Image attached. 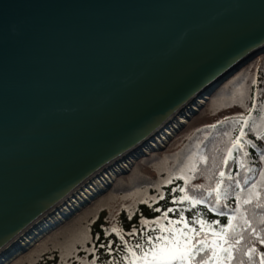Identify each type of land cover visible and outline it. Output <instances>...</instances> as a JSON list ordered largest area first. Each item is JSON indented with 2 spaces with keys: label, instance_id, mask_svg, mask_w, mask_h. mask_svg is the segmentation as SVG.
I'll use <instances>...</instances> for the list:
<instances>
[{
  "label": "water",
  "instance_id": "water-1",
  "mask_svg": "<svg viewBox=\"0 0 264 264\" xmlns=\"http://www.w3.org/2000/svg\"><path fill=\"white\" fill-rule=\"evenodd\" d=\"M263 53L264 0H0V264L115 178L15 245L78 187L134 158L117 176L129 171Z\"/></svg>",
  "mask_w": 264,
  "mask_h": 264
},
{
  "label": "trees",
  "instance_id": "trees-1",
  "mask_svg": "<svg viewBox=\"0 0 264 264\" xmlns=\"http://www.w3.org/2000/svg\"><path fill=\"white\" fill-rule=\"evenodd\" d=\"M263 55L214 91L225 89L221 97H229L233 90L228 91V84ZM258 86L255 77L241 115L209 114L216 97L202 106L166 144L172 141L171 149L176 139L184 142L174 154V169L162 182L138 176L145 159L155 158L156 151L139 157L105 192L7 264L29 262L34 253H39L36 264H145L142 254L151 259L150 247L155 251L165 242L174 247L173 241L191 252L186 264H198L202 258L206 264H264V91ZM138 186L146 187L147 198L133 208L121 207L114 224L109 223L112 196ZM82 222L88 240L65 261L52 239L67 227L80 228ZM201 247L204 253L198 251Z\"/></svg>",
  "mask_w": 264,
  "mask_h": 264
},
{
  "label": "rangeland",
  "instance_id": "rangeland-1",
  "mask_svg": "<svg viewBox=\"0 0 264 264\" xmlns=\"http://www.w3.org/2000/svg\"><path fill=\"white\" fill-rule=\"evenodd\" d=\"M257 71L259 72L257 73ZM240 74L241 75L239 77H236L234 79L235 83L228 84V89H229L228 91L233 90V93L229 95L230 98L221 97L223 93L226 92L225 89H220V90L218 89L219 91L217 92L214 91L209 95L211 99L208 102L207 99L202 105L203 107L208 106L209 102L212 101L214 97L217 98V100H213L211 106H209L210 108H213L211 111L209 110L208 107L209 114L213 115V113L216 112H220V113L223 112L224 115L223 118L228 117L229 115L243 114V108L246 106V100L247 98H249V94H250V84L252 83L255 77L256 79L258 78L259 81L258 89H262L264 91V55L261 56V58L255 59L253 63L248 68L245 67V69ZM227 82L225 83V85L227 84ZM236 84L238 85L236 88H234V85ZM214 93H217L216 96H213ZM194 115L195 114H193L191 117H193ZM194 125L195 124H193L192 126ZM182 140L183 139L180 140L176 139L171 149H169V146L172 141L167 146H164L163 148H160L158 150H154L157 153L156 157L153 159L152 158L145 159L143 166L138 171V176L142 174L147 175L148 178L154 179V183H160L164 179H166L168 174L174 169V165L177 162L175 161L176 158L174 157V154L178 150L180 144L184 143ZM170 150L172 151L171 155L168 154ZM185 168L186 165L184 164L181 166L180 169L184 171ZM147 196H148V192L146 187L144 186H138L133 190L128 191L122 195L112 196V200H110L111 205L109 206V210H110L109 223L114 224V219L117 214L116 212L119 211L121 207L125 206L129 208H133L141 199H145L147 198ZM93 211L89 213L90 216L91 213L93 214ZM80 226L81 227L78 229L77 227L74 226L67 227L62 231H60V233L57 234L54 237V239H52V241L55 244L54 247H57L59 249V252L61 253L65 261L70 260L76 254L77 252L76 248L78 245L84 246L86 241L88 240L87 227H85L83 222L81 223ZM38 256L39 253L38 254L34 253L33 258L29 262H26L24 264H36V262L38 261Z\"/></svg>",
  "mask_w": 264,
  "mask_h": 264
},
{
  "label": "bare ground",
  "instance_id": "bare-ground-1",
  "mask_svg": "<svg viewBox=\"0 0 264 264\" xmlns=\"http://www.w3.org/2000/svg\"><path fill=\"white\" fill-rule=\"evenodd\" d=\"M204 102V98L200 97L196 100L195 103L186 108L183 113L178 114L175 117V120L169 123L168 127L155 134L154 138L151 139L149 145L141 149L142 156L149 154L150 152L154 151V149L156 150L158 148L166 146L169 140L174 136L176 129L179 128L181 124L187 122L186 117L190 115V111L196 110L198 108V105H201ZM133 161L134 158L121 160L116 165H112L106 170L99 172L91 179L90 182H87L86 185L78 187L74 191L73 195H70L65 199L63 203L58 205V209L56 212L54 211L53 213L48 215L47 219L45 221H41L40 224L32 230V232L18 237L17 244L15 245H19L21 247L32 243V241L35 238H38V236H40L49 225L55 224L56 222L62 220L63 215L70 213L73 209L80 206L83 202L91 199V196H94L99 191L105 189L106 185L110 183L114 178H116L117 173L127 170ZM0 260V262H2L3 259Z\"/></svg>",
  "mask_w": 264,
  "mask_h": 264
},
{
  "label": "snow or ice",
  "instance_id": "snow-or-ice-1",
  "mask_svg": "<svg viewBox=\"0 0 264 264\" xmlns=\"http://www.w3.org/2000/svg\"><path fill=\"white\" fill-rule=\"evenodd\" d=\"M157 239H162V237H158ZM173 245L175 246L171 247L165 242L164 246L155 251L150 247L149 252H152L151 259L147 258V253L142 254L145 258V264H173L176 261L179 264H186L187 261L191 260L192 254L187 248L181 249L176 241H173ZM198 251L204 253L205 249L201 247ZM198 264H206V261L202 258L198 261Z\"/></svg>",
  "mask_w": 264,
  "mask_h": 264
}]
</instances>
